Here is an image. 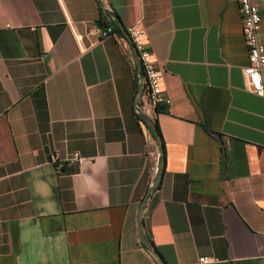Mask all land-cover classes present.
I'll return each instance as SVG.
<instances>
[{"label":"crops","instance_id":"crops-1","mask_svg":"<svg viewBox=\"0 0 264 264\" xmlns=\"http://www.w3.org/2000/svg\"><path fill=\"white\" fill-rule=\"evenodd\" d=\"M101 1L0 0V264H264V96L242 76L236 1ZM109 12L142 30L170 101L142 209L155 254L136 217L160 149ZM102 18L120 34L101 38Z\"/></svg>","mask_w":264,"mask_h":264},{"label":"built area","instance_id":"built-area-1","mask_svg":"<svg viewBox=\"0 0 264 264\" xmlns=\"http://www.w3.org/2000/svg\"><path fill=\"white\" fill-rule=\"evenodd\" d=\"M100 6L105 11L106 7L101 0ZM238 12L241 17V29L244 45L247 52V65L242 69V76L248 92L264 96V47L260 42V14L258 7L251 0H235ZM128 40L131 43L135 57L141 68V85L140 88L145 89V100L140 103L135 102L134 112L137 117L147 116L151 120L157 114L156 109L163 110L170 104L161 86V75L157 69L150 52L145 47L143 40L144 34L136 25L126 29ZM98 34L101 38H109L114 36V28L107 26L99 28ZM59 161L57 155L51 156V162L56 164ZM63 162L76 163L82 165L86 163V159L78 153H72ZM59 168V165L57 166ZM151 185V183H150ZM149 185V186H150ZM198 262L200 264L209 263L207 257H201Z\"/></svg>","mask_w":264,"mask_h":264},{"label":"water","instance_id":"water-1","mask_svg":"<svg viewBox=\"0 0 264 264\" xmlns=\"http://www.w3.org/2000/svg\"><path fill=\"white\" fill-rule=\"evenodd\" d=\"M101 6H102V4H101ZM109 15L112 18V20L115 23V25L117 26V28L124 35V37H126L128 39V35H127V32H126V29L124 28V26L120 22L119 18L116 15H114L113 13H111V12H109ZM136 61H137V59H136ZM137 64L140 67V64H139L138 61H137ZM141 93H142V90H141V88H139L137 99H136V103H138V101L140 99V96H141ZM141 118L144 121V123L148 126L150 131L152 132L155 140L158 143L159 149H160L159 167L157 168L155 177H154L153 181L151 182V185L149 186V189H148V192H147L146 196L144 197V199L142 200V202L139 205V209L137 211V217H136V223H137V228H138V238H139L140 243L148 251H150L151 253L155 254L154 249L152 248V246L150 245V243L148 242V240L146 239L145 234H144L143 222H142V209H143L144 203L147 200V198L150 195V193L157 189V187H158V185H159V183L161 181L162 174H163V168H164L163 147H162L160 136H159V134L157 132V129H156L154 123L152 122V120L149 117L143 116V115L141 116Z\"/></svg>","mask_w":264,"mask_h":264},{"label":"trees","instance_id":"trees-1","mask_svg":"<svg viewBox=\"0 0 264 264\" xmlns=\"http://www.w3.org/2000/svg\"><path fill=\"white\" fill-rule=\"evenodd\" d=\"M107 26H112V27L115 29V31H116L117 33L120 34V31H119L118 29H116V27L114 26L113 22L108 23V22L106 21L105 18H104V19L102 18V19L99 21V27H100V28H105V27H107ZM156 112H157V113H160V112H161V109H156ZM140 120L143 122L142 118H141ZM155 127H156L157 132H158V128H157L156 124H155ZM158 134H159V133H158Z\"/></svg>","mask_w":264,"mask_h":264}]
</instances>
